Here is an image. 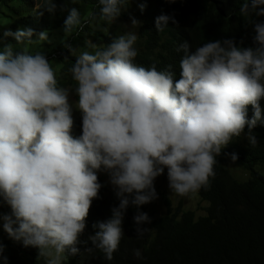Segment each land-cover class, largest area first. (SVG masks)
Returning a JSON list of instances; mask_svg holds the SVG:
<instances>
[{
    "label": "clouds",
    "instance_id": "clouds-1",
    "mask_svg": "<svg viewBox=\"0 0 264 264\" xmlns=\"http://www.w3.org/2000/svg\"><path fill=\"white\" fill-rule=\"evenodd\" d=\"M98 2L100 19L113 22L128 0ZM250 5L244 0V17L264 16V0H250ZM41 9L54 12L56 4L43 0L37 12ZM68 13L66 34L74 28L82 31L97 18L92 12L82 21L76 7ZM168 19L157 17L156 29L162 30ZM131 24L139 21L131 18ZM254 28L255 48L238 46L234 39L209 41L194 51L188 41L181 43L180 78L175 81L171 68L161 71L134 63L137 35L129 32L94 53L76 56L69 69L72 90L58 86L44 54L28 50L48 40L46 31H4V37L24 45L19 52L11 44L0 50V200L11 208L0 219L9 237L38 248L46 264H62L66 252L79 253L103 170L119 205L111 209L110 218L93 225L99 230L88 239L111 261L124 234L125 211L130 204L139 209L157 198L154 181L165 169L171 192L179 196L207 187L222 148L246 124L251 128L261 118L264 22H255ZM64 46L75 51L70 43ZM73 91L75 106L70 102ZM248 105L254 108L251 120ZM74 107L82 117L78 136L73 135ZM249 141L255 145V136L249 135ZM228 155L233 161L238 158ZM134 221L139 225L151 219L138 211ZM145 231L137 227L139 235ZM3 250L0 243L6 264ZM134 255L139 258L141 253L135 250Z\"/></svg>",
    "mask_w": 264,
    "mask_h": 264
},
{
    "label": "trees",
    "instance_id": "trees-1",
    "mask_svg": "<svg viewBox=\"0 0 264 264\" xmlns=\"http://www.w3.org/2000/svg\"><path fill=\"white\" fill-rule=\"evenodd\" d=\"M243 2L128 0L116 20L133 28L131 18L139 21V25H136L134 48L137 56L134 63L146 68L155 65L161 71L171 68L175 81L180 78L179 62L183 55L177 48L185 41L191 44L192 51L209 41L223 39H234L241 47L258 46L253 40L254 24L264 22V16L253 13L244 17L240 13ZM42 3L43 0H0V50L8 44L13 45L14 52L24 48L14 37L3 36L4 31L9 29L15 32L31 28L36 34L46 31L48 37L60 31L65 36L62 45L47 47L49 51L44 55L56 73L58 86L72 90L75 81L69 69L76 56L83 52L94 53L123 33L118 30L104 32L107 21L98 15V0H77L76 3L72 0H54V12L45 9L37 12ZM141 4H144L143 11ZM72 7L78 9L82 21L92 12L97 13V18L86 24L82 31L74 28L66 34L64 21L69 14L68 9ZM161 15L169 19L167 25L158 31L156 18ZM32 39H37V36L33 35ZM66 43L75 49L73 53L64 46ZM28 50L36 54L30 45ZM71 94L76 100L74 91ZM259 104L261 118L251 128L245 125L242 131L247 136L245 142H232L236 138L233 137L222 148L221 154L216 157L215 175L209 178L207 187L199 190L201 200L208 203L202 210L203 215L195 218L196 212L194 214L193 210L184 209L182 202L174 207L165 195H162L165 214L159 218L151 216L148 204L141 205L139 209L130 204L122 221L124 234L113 259L109 261L88 239L99 230L93 225L110 218L111 209L119 205L114 190L107 192L105 183L98 177L102 187L99 198L92 201L86 218L85 230L80 236L82 242L77 245L80 251L75 255L66 252L62 264H264V177L254 171L256 166L264 164V97ZM253 114V106L248 105V120L252 119ZM74 121L73 135L78 136L82 133V117L75 116ZM249 135L255 136V145L250 143ZM232 153L238 157L235 161L228 155ZM230 163L235 165L236 170H243L242 175L233 174L241 182L230 174ZM0 211L11 213L2 200ZM138 211L146 212L151 222L137 225L134 216ZM137 227L147 228V231L139 235ZM0 243L4 245L2 256L7 257L6 264H46V258L38 256L39 249L36 247H26L22 241L12 238L6 241L0 239ZM89 248H92L91 252L87 250ZM135 250L140 251L139 258L134 255ZM0 264H5L2 258Z\"/></svg>",
    "mask_w": 264,
    "mask_h": 264
},
{
    "label": "rangeland",
    "instance_id": "rangeland-1",
    "mask_svg": "<svg viewBox=\"0 0 264 264\" xmlns=\"http://www.w3.org/2000/svg\"><path fill=\"white\" fill-rule=\"evenodd\" d=\"M37 8V7H36ZM116 29H115V27ZM109 30H118L119 33H123L120 35H126L129 32L132 33H137V27L134 26V28L132 26H128L127 24H123L120 23L119 21L115 20L113 22H106V26L104 28V32H107ZM60 31H55L53 32V34L48 37V40L43 41L41 43L38 44H32L30 45V47H33L34 50L37 52H40L42 54L47 53L49 50H47V47H54L55 45L59 44L62 45L63 43V39L65 38V36H63L62 34H60ZM36 40V39H34ZM29 48V46H28ZM70 102L73 103V106H75V99L72 96V94L70 95ZM75 116H81L79 110L75 109V107L73 108V118ZM247 139V136L244 134H240V136L234 138L232 140V142L235 141H239V143H244L245 140ZM231 167L230 170V174L232 175V177L241 182L236 176H234L233 174L236 175H242L243 174V170L238 169L236 170L235 165H233L232 163H230L229 165ZM255 172L261 174L264 177V164H259L258 166L255 167L254 169ZM98 177L101 179L102 182L105 183L106 185V191L109 192L110 190H114L113 185L110 183V177L109 175L103 171L100 170L98 172ZM211 183V181H210ZM169 182L167 179V169H165L164 173L160 176H158L155 181H154V186L157 192V198L154 199L152 202L148 203V209H149V213L151 214V216H154L155 218H159L161 216H163L165 214V207L163 205V199H162V195H165L167 198H169L173 204L174 207H176L179 203L183 204V208L187 209V210H193V213L195 214V218H199V215H203L204 213L202 212L203 208L207 207L208 203L206 201L201 200V198L199 197V190L196 192H192L189 193L187 196H179L173 192H171L169 186H168ZM4 203V202H3ZM4 205L8 208H10V206H8L6 203H4ZM11 209V208H10ZM3 215H9V212L5 211L2 212L0 211V216ZM10 238L8 233L3 229V220L0 219V239H3L6 241V239ZM63 262V260H62Z\"/></svg>",
    "mask_w": 264,
    "mask_h": 264
}]
</instances>
